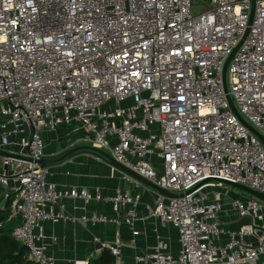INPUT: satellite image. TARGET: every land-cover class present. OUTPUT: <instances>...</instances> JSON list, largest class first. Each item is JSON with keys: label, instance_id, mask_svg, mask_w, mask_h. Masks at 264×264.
Segmentation results:
<instances>
[{"label": "built area", "instance_id": "2783aa9c", "mask_svg": "<svg viewBox=\"0 0 264 264\" xmlns=\"http://www.w3.org/2000/svg\"><path fill=\"white\" fill-rule=\"evenodd\" d=\"M250 11L251 0H0V148L41 158L40 133L64 125L83 135L69 146L83 140L181 194L156 193L146 205V217L174 228L178 249L157 236L132 264H264V201L225 203L231 191L221 182L264 193V146L227 100L264 136V0H254L249 23ZM1 166L0 183L13 181L11 216L20 218L12 236L37 264H56L46 248L56 237L42 226L71 219L52 210L63 198L109 201L112 216L80 220L138 233L139 194L57 187L47 167L21 159L2 157ZM204 179L213 180L186 194ZM228 210L245 220L229 226ZM103 247L112 264H127L118 229Z\"/></svg>", "mask_w": 264, "mask_h": 264}, {"label": "crops", "instance_id": "0c3cea01", "mask_svg": "<svg viewBox=\"0 0 264 264\" xmlns=\"http://www.w3.org/2000/svg\"><path fill=\"white\" fill-rule=\"evenodd\" d=\"M40 135L46 157L59 155L70 147L88 145L87 142L80 140L69 146L67 140L70 137L80 138L83 135L78 131H70V128L64 125L57 126L54 131H42ZM1 160L2 157H0V172L3 170ZM47 169V180L56 184L57 187L72 186L76 189L84 187L91 193L98 190L105 197L112 196L119 187L129 192L130 195L139 194V201L135 207L138 218L133 223V229L138 233L134 236L131 228L125 223L118 226L110 221L91 223L80 220L81 215L104 214L112 216L114 212L109 201L91 199L84 203L78 198L60 199L59 205H53L52 210L63 211L71 219L45 221L42 226L45 235L56 237L54 242H51L50 239L46 240L47 251L53 254L56 264H74L75 259L89 262L90 259L98 257L104 243L112 241L117 229L122 241V259L127 264H132L134 255L151 250V247L156 243L157 236L159 239L166 240L172 250L178 249L177 234L174 228L170 224L146 217V205L153 203L157 193L152 188L142 183L136 186L125 181L121 171L86 150H81L70 158L50 164ZM12 182V179H8L6 183H0V209L2 211L7 199L9 197L13 199V194L8 193ZM129 208L131 205L126 204L124 210ZM11 217L10 204L8 218ZM222 218L231 227H237L242 223L240 221L245 220H239L230 210Z\"/></svg>", "mask_w": 264, "mask_h": 264}, {"label": "water", "instance_id": "95a60500", "mask_svg": "<svg viewBox=\"0 0 264 264\" xmlns=\"http://www.w3.org/2000/svg\"><path fill=\"white\" fill-rule=\"evenodd\" d=\"M253 9H254V0H251V11H250V20L249 23L251 21V17L253 14ZM248 32V28L246 29L244 35H243V39L245 38L246 34ZM237 47H235L233 49V51L230 53V55L228 56V58L225 61V64L223 66V72H222V80H223V86L225 91H227V87H226V83H225V72H226V67L227 64L231 58V56L233 55L234 51L236 50ZM227 100L229 102L230 108L233 111V113L237 116V118L242 122V124L244 126H246L263 144L264 146V136L254 127H252L241 115L240 113L237 111L236 107L234 106V103L232 102L231 97L227 94ZM27 151H28V146L26 147ZM81 150H86L88 152H91L95 155H97L98 157H101L102 159H104L105 161H107L113 168L121 171L122 173H125L131 177H133L134 179L138 180L140 183H142L143 185H146L150 188H152L153 190H155L157 193L166 196V197H176V196H180L181 194L179 193H173L167 189L161 188L158 185H156L155 183H153L152 181L144 178L143 176L137 174L136 172H134L133 170H131L130 168L126 167L125 165L119 163L118 161H116L108 152L92 147L90 145H77L74 147H70L67 148L65 151H63L62 153H60L59 155L56 156H52V157H46V156H42L41 158H33L29 155H22L19 153H14L11 151H7L3 148H0V157H11V158H15V159H21V160H25V161H29V162H35L38 163L41 167H47L50 164L53 163H57L60 162L62 160H65L66 158H70L71 156H73L74 154H76L77 152L81 151ZM4 169H6V166H4ZM210 180L213 179H204L203 181H201L200 183H198L195 187H193L192 189L186 191L187 193L192 192L194 189H196L197 187H199L200 185L209 182ZM218 180V179H215ZM221 182H223L226 185L235 187L241 191H244L245 193L249 194L252 197L258 198L262 201H264V193L254 190L248 186H245L243 184L240 183H236V182H232V181H228V180H221ZM264 230V229H263Z\"/></svg>", "mask_w": 264, "mask_h": 264}, {"label": "trees", "instance_id": "16d2710c", "mask_svg": "<svg viewBox=\"0 0 264 264\" xmlns=\"http://www.w3.org/2000/svg\"><path fill=\"white\" fill-rule=\"evenodd\" d=\"M11 200L9 197L4 210L0 209V264H37L27 258V248L12 236L13 229L20 223V218L18 216L8 218ZM113 260L110 251L103 247L98 257L90 259L88 264H112Z\"/></svg>", "mask_w": 264, "mask_h": 264}, {"label": "rangeland", "instance_id": "374dc122", "mask_svg": "<svg viewBox=\"0 0 264 264\" xmlns=\"http://www.w3.org/2000/svg\"><path fill=\"white\" fill-rule=\"evenodd\" d=\"M225 190H230L231 193H225L223 199L225 200L226 203H229L231 201V199L233 198L232 195L234 196V198H239L241 200H245L247 197H249L250 195L245 193L244 191H241L235 187L229 186V185H223ZM223 190V189H220ZM233 192V193H232ZM244 221V220H243ZM240 221V222H243Z\"/></svg>", "mask_w": 264, "mask_h": 264}]
</instances>
